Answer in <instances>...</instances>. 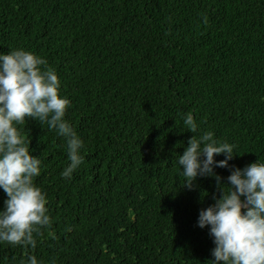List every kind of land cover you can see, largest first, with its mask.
I'll use <instances>...</instances> for the list:
<instances>
[{
    "label": "trees",
    "instance_id": "obj_1",
    "mask_svg": "<svg viewBox=\"0 0 264 264\" xmlns=\"http://www.w3.org/2000/svg\"><path fill=\"white\" fill-rule=\"evenodd\" d=\"M14 48L55 69L84 160L62 177L64 138L18 125L42 162L52 223L35 248L0 244V264L213 259L197 218L220 193L213 177L182 186L178 156L194 134L182 114L236 145L230 165L264 160V0H0V52ZM214 170L227 182L229 168Z\"/></svg>",
    "mask_w": 264,
    "mask_h": 264
},
{
    "label": "clouds",
    "instance_id": "obj_2",
    "mask_svg": "<svg viewBox=\"0 0 264 264\" xmlns=\"http://www.w3.org/2000/svg\"><path fill=\"white\" fill-rule=\"evenodd\" d=\"M60 86L45 57L24 48L0 52V189L6 193L0 207V244L35 248L36 236L52 223L47 194L35 183L42 162L30 152V140L18 125L34 119L64 138L69 162L62 177L70 179L83 163L84 141L65 118L71 100L60 95ZM182 119L185 129L194 133L178 156L182 186L191 190L198 177H213L220 193L197 218L199 227H208L214 243V258L207 264H264V160L244 167L230 165L235 144L220 141L211 130L200 133L191 112ZM219 154L224 159L217 160ZM216 167L230 169L227 182ZM21 264L41 261L30 255Z\"/></svg>",
    "mask_w": 264,
    "mask_h": 264
}]
</instances>
